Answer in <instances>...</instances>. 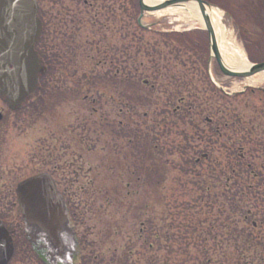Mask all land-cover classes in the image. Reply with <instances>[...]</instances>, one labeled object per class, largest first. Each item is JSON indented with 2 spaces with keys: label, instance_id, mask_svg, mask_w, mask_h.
<instances>
[{
  "label": "rangeland",
  "instance_id": "374dc122",
  "mask_svg": "<svg viewBox=\"0 0 264 264\" xmlns=\"http://www.w3.org/2000/svg\"><path fill=\"white\" fill-rule=\"evenodd\" d=\"M36 1L39 18L45 26L44 30H47L46 22L51 12L49 0ZM132 1L128 0V6H124L123 0H116L114 5L108 0L106 5L97 3L90 9L83 6L82 0H64L63 7L60 5L52 11L54 17L65 18L62 26L68 36L67 42L64 45L60 38L55 44L57 51L72 63L70 68L75 74V80L71 82V78L63 79L66 83L62 87L66 92L55 95L58 89H55L56 92H49L48 89L46 97L34 100L26 109L9 116V121L21 120V123L20 127L14 124L8 128L0 144V171L3 169V174L7 172L3 179L5 184L0 181V189L7 190L8 195V191L13 192L17 182L36 173L46 172L58 181L59 188L64 192V183L69 184L70 190V181L75 183L74 178L78 173L79 183L87 191L85 196L79 200L76 198V201L73 194L68 196L70 212L75 214L72 222L75 223L79 239L89 227L92 228L96 235L94 238L89 236L87 240L92 242L95 239L98 246L96 252L101 254L100 264H111L116 258L122 260L123 264H135L133 260L141 259L136 253L142 255L143 250L142 241L137 239L141 229L146 228L143 235L150 232L151 236V232L158 231L159 227L163 230L170 228L169 236L174 237L175 233L188 228L191 224L186 221L191 220L196 222V228L203 229L197 232L202 239L197 237L198 244L204 242L203 238L210 234H202L205 229L218 234L217 241L220 243L213 249L202 250L198 247L196 253L202 264L207 259L212 260L211 264H264V188L254 186L244 189L251 191L247 193L259 200V203L253 198L241 202L243 214L239 217L247 212L252 213L246 224H239L238 217L236 221L228 219L223 226L221 219H216L218 214L215 213L221 210V201L218 204L213 201L212 205H208L210 196L221 193V186L215 182L231 178L228 156L232 151V165L235 166V172L239 173V178L249 180L252 177L248 175L253 174L264 180V94L260 91H247L233 97L227 96L241 92L247 83L245 80L223 77L213 62L209 68L213 81L211 85L205 68L207 48L195 46L197 40L207 42L206 33L201 32L204 28L198 23L177 26L171 21L172 17L155 14L147 16L143 21L147 25L154 24L153 28L142 31L136 25L138 12L133 11ZM205 1L228 13L231 19L224 13V31L231 41L243 49L248 61L264 62V6L255 10L252 2L256 0ZM113 15H117L116 20ZM262 17V25H256ZM47 33L44 32L43 42L36 48L42 53V58H48ZM173 34L183 35L182 41L166 38V35ZM180 42L188 45L182 46ZM54 68L60 70L55 64ZM90 77H98L101 82L98 87L100 94L92 93L94 107H91L90 100L87 104L70 91L76 81L86 86V79ZM110 77L116 78V84L109 81ZM53 79L50 82L54 86ZM144 82L148 84L144 85ZM214 84L220 90H216ZM257 88L264 89V83L252 87ZM181 100L183 102L180 104ZM127 105L131 115L129 118L123 113ZM176 108L180 109L179 113L163 118L162 111L166 110L168 114ZM128 124L129 129L126 128ZM117 125L132 134L139 127L140 139L134 141L133 136L117 137L120 135L116 131ZM195 128L200 129L206 137L203 134L201 138L196 136ZM210 132H218V136H211ZM193 134L196 140H185V136L191 137ZM116 137L119 139L116 140ZM79 138H86L93 151H83L77 142ZM49 139L53 141L54 148L49 146L52 152L49 151L47 155ZM153 139L158 146L156 152L150 148ZM128 140L129 143L131 140V144L127 143ZM103 142H107L108 149ZM134 142L135 148L140 146L147 152L144 162L135 160ZM175 146L185 150L178 154ZM63 150L64 158L59 156L64 155ZM111 151L117 153L114 155ZM203 155H207L208 159L200 160L195 166L196 160ZM241 155L242 159L239 160ZM52 156L63 158L68 164L66 167L71 168L63 166L55 170L53 167L52 170ZM185 161L189 162L187 165L192 169L189 174H185ZM112 164L117 167H136L140 177L145 179L144 186L132 182L128 191L133 196L127 195V191L122 192L128 180L125 175L122 176L123 172H118L119 184L114 180L108 183L112 190L118 188L121 191L117 195H122L123 204H130L129 211L119 210L117 213L110 205L104 206L100 202L108 203L105 201L113 200L114 196L99 200L93 194V187H87L92 178L94 182L96 174L98 177L99 170ZM142 164L145 167L143 175ZM89 168L95 169V172L88 171ZM155 169L160 180H163L160 189L150 179ZM70 172H74L75 177L69 176ZM113 173L116 174L115 171ZM11 195L8 200L0 201V215L5 217L3 220L8 226L20 221L13 193ZM160 199L163 200L162 204ZM81 214L87 220L83 228L80 225L83 219ZM114 217L116 220H131V232L118 234L120 230L114 226ZM251 222L258 227L253 229ZM11 226L10 230L13 229ZM108 226L109 230L110 226L116 228L113 235H107ZM233 230L237 233L231 239ZM225 235L229 244L224 240ZM191 237L194 242V236ZM133 240H137L136 249L133 248ZM127 244H130L131 251L127 250ZM152 244L154 248L150 253L151 258H177L176 251L159 249L158 245ZM91 249L88 252L92 259L96 252ZM10 264L38 262L26 249L18 251ZM86 264H93L92 260L86 261Z\"/></svg>",
  "mask_w": 264,
  "mask_h": 264
},
{
  "label": "water",
  "instance_id": "95a60500",
  "mask_svg": "<svg viewBox=\"0 0 264 264\" xmlns=\"http://www.w3.org/2000/svg\"><path fill=\"white\" fill-rule=\"evenodd\" d=\"M138 5L137 25L145 31L154 26L143 22L149 15L170 8H185V5H191L199 11L208 36L207 72L210 79L209 68L213 61L227 78L248 79L264 72V62L250 64L249 68L240 72L226 66L206 12V8H212L208 3L200 0H164L156 5H148L146 0H139ZM40 34L41 23L37 18L35 0H0V99L13 110L36 94L38 79L44 75L42 62L34 51ZM16 197L27 230L38 227L47 234L50 242L58 244L51 251L59 253L60 256L63 250L58 236L62 231L69 232V252L72 253V234L67 215L51 177L39 174L22 181L17 186ZM12 252L11 239L0 223V264H7Z\"/></svg>",
  "mask_w": 264,
  "mask_h": 264
},
{
  "label": "trees",
  "instance_id": "16d2710c",
  "mask_svg": "<svg viewBox=\"0 0 264 264\" xmlns=\"http://www.w3.org/2000/svg\"><path fill=\"white\" fill-rule=\"evenodd\" d=\"M123 3L125 4L124 6H127L128 0H123ZM102 6H104V3H102ZM132 9L135 12H139V9H138V0H136V2L134 0L132 1ZM110 11H111V9H110ZM126 13H127V9L125 11V16L127 15ZM109 14H111V13L109 12ZM113 17H114V20L117 19V15H113ZM182 37H183V35H178V34L166 35V38H168V39H174L175 40V38H177L176 41L177 40L178 41H182ZM180 44L182 46H187L188 45V44H185V42H180ZM195 46L196 47H198V46H201V47L204 46L205 47L206 46V43H201L199 40H197L196 43H195ZM42 59L44 61V64H45L47 73H46L45 77H43L40 80V86H41V92H40V94L41 95H40L39 99H42V98L46 97L45 96V92L48 89H50L49 92H56L55 89L56 90L58 89L57 92L55 93V95L57 93L58 94L61 93L62 91L63 92H66V90H64L63 87H62L63 84L66 83V82H63V79L64 80L65 79L68 80L69 78H71V82L75 80L74 77H73L75 74H74V72L71 71V68H70V65L72 63H69V59H67V57L65 55H63V54L61 55V52L60 51H58L55 54V59H54L53 65H51V62L48 60L47 57H44ZM199 60L202 62V59L201 58ZM54 64H55V67H59L60 70L55 69L54 68ZM69 68H70V71L71 72L69 71ZM84 78H86V77H84ZM50 79L51 80L53 79L55 81L54 82V86L52 85L53 83L50 82ZM96 79H97V81H96ZM98 80H99L98 77H94V78L90 77V78H87L86 79V86H83L78 81H76L75 84L72 83L73 85H72V88L70 89V91H72V94L80 97L86 103L90 100V102H91L90 105L92 104L91 107H94L95 106V103L93 101L95 99L93 98L94 97L93 94L94 93L100 94V93H98L99 92L98 87H100L101 82H100V80L99 81ZM109 81L111 83H113V84H116V78L115 77H110L109 78ZM49 83H50V87L51 88H49ZM121 85H124V84L121 83ZM68 92H69V90H68ZM182 102L183 101L181 100L179 103L181 104ZM128 107H129V105L124 106L123 113H125L127 115V117L129 118L131 115L129 113V108ZM179 110H180L179 108H176L172 113H168V114H167L166 110L165 111H162L163 118L166 119L167 116H171L172 117ZM183 115H184V112H183ZM155 125L156 124H154V126ZM112 127L115 128V126H112ZM129 127H130V124L126 125V128L127 129H129ZM139 129L140 128L137 127L136 130H135V133L132 134L131 132H129L128 130H126L123 126L119 125L118 128H116V131H118V133L120 135H118L117 137L121 138L123 136V137L131 138L133 136V140L135 141V139H140V137H139L140 135L138 134ZM111 131H109V132H111ZM211 132H213V131H211ZM211 132L209 133L211 136H218L217 135L218 132H215L213 134H211ZM195 133H197L196 136H198L200 138L203 137V136H204V138L206 137L203 132H200V129L195 128ZM202 134H203V136H202ZM101 135H104V134H101ZM196 136H195V134L191 135V137H186L185 136V140H187L188 138H190L192 140H194V139L196 140L197 139ZM117 137H116V140L119 139ZM153 137H155L154 134H153ZM77 142H78L79 145H81L83 147V151H88V152H92L93 151V150H91L92 148H91V146L89 144V141L86 138H83V139L79 138V139H77ZM103 143H104V146L107 147V149H108L109 147L106 144L107 142L106 143L103 142ZM127 143L128 144H131V140H130V143H129V140L127 141ZM133 146H134V148L136 147V143L135 142H134V145ZM53 148H54V146H53ZM150 148H151L152 152H156L157 151L158 146L156 144V140L153 139V141H150ZM57 149L58 148H56V150ZM183 149L184 148H180L178 146H175V150H177L176 152L178 154H181V151ZM110 150H113V149H110ZM134 151H135V156H136L135 160H139V161L144 162V156H145V153H147L145 151V149H141V147L138 146V148H135ZM62 153L64 155L60 154L59 156H63V158H64V156H65L64 150H63ZM112 153L115 155L117 152L114 151ZM232 157L234 158L233 151L231 152L230 156H228V162H229V165H230V168H231V170H230L231 178L230 179H244V178H239V173L237 171L235 172V170H234L235 166L232 165ZM241 157H242V155L240 156V159L239 160L242 159ZM63 158H61V157H55L54 158L53 157V162H54L53 163V167L55 168V170H60L61 167H63V166H65V168H71V167H66V166H68V164H67V162L64 161ZM207 159H208V156L207 155H203V156H201V158L199 160H207ZM188 163H189L188 161H185V164H186L185 174H189L188 172L192 171L191 167L190 168L188 167V165H187ZM194 165L196 166L197 163L195 162ZM122 167H124V168H122ZM67 170H69V169H67ZM91 170L93 172H95L94 171L95 169H92V168L91 169L90 168L88 169V171H91ZM113 171H115L116 174H114ZM141 171H142V174L141 175L145 174V167H143V164H142V167H141ZM118 172L119 173H122L123 172V175L122 176L125 175L127 177V179H128L127 180V183L125 185V189L122 190L123 193L125 191H127V195H132V193L128 191L130 189V187L132 186V182H133V184H136V185H139V186L140 185L141 186H144V184H145V181H144L145 179H142L140 177L139 171H138V169L136 167H132V166L130 167L128 165L127 166L117 167L114 164H112L110 166L103 167L102 170H99L98 177H100V178H98L97 177V174H96L95 175L96 176L95 177L96 179H94V182H92L93 181V178H92L91 182H88L89 184L87 185V187L88 186H92L93 187V189H92L93 192H94L93 194L96 195L97 196L96 198H99V200H101V199L102 200H105V198L110 199L111 196L113 195L114 196V199L113 200H111V201H105V202H108V203H103L104 201L103 202H100V203L101 204H104V206H106L105 204L110 205L113 208V211H116L117 213H118L119 210L120 211L121 210L129 211L131 209L130 208L131 206H130L129 203H127L126 205L123 204V201L121 200L122 199V195H119L121 193V191L119 192L118 191V188L112 190L108 186V183L111 184V180L116 181L117 184L120 183L119 182V178L120 177H119ZM155 172H156V169H155ZM155 172H152L151 173L150 179H151V181L155 182V185L160 189L163 186L161 184L163 180H160V176L158 175V172H156V173ZM76 174H77V176L75 177V173L74 172H70L69 173V176L75 177L74 180H76L75 183H73L72 181H70V183L72 185V187L70 189L71 190L70 191V194H73V198H75L74 201H76V198L79 200L81 198V196H85L86 195V191H87L86 188L81 187V185L79 183L80 181L78 180L79 174L78 173H76ZM115 175H117V177ZM248 176H250L252 178L254 176L258 177L257 175H253V174H249ZM241 177H243V176H241ZM220 188H221V193H219L216 196H210L209 197V201H208L209 204L208 205H212L213 201L216 202V204L220 203L219 200L221 201V210H218L215 213L218 214V216L216 217V219H221V222L223 223V226L226 224V222L228 221V219H233L234 221H236V219L239 217V215L243 214V212L241 211V202L242 201H245V200L246 201H250L253 198L254 201H256L257 203H259V200H258L257 197H253L252 194L247 193V192H251V191H244V189H249V186H247V185H243V187H242V186H238L236 184V185H233V186L231 185L228 189L226 187H223V186L219 187V189ZM117 192H119L118 195H117ZM88 193H89V191H88ZM123 199L125 200V197ZM109 202H111V203H109ZM159 202L162 204L163 203V200L160 199ZM246 215H244L242 217H239V224L242 223L241 221H242V219ZM81 216L83 217V219L81 220V224L80 225L83 228V227H85L87 220H85V218H84V216L82 214H81ZM194 216H196V215H194ZM115 217L113 219L114 220V226H117V228H119V230H120V233L117 231L118 234L123 235L125 233L131 232V230L130 231H127L125 229V228H132V226H131V223H132L131 220H130V222L128 220H121L120 218L116 220ZM186 223H190L191 225H189L188 228L183 229L182 232H188L190 229H194V231H196V232H198V230H203V229L196 228V222L194 220H191L189 222L186 221ZM159 228L160 229H158V231H152L151 232L152 233L151 236H150V232L147 234L148 235V242H149V246H150V251H149L150 264H158V261L160 260L159 258L156 259V258H151L150 257V253H151V251L154 248V245L152 243H155V245H158V248L159 249L176 251V253H177V250H178V249L175 248V245L178 247V242H179L176 239V237H177L176 234L177 233H180V232L175 233V236L174 237H170L169 236V234L171 233L170 228H166L167 230H163L162 227H159ZM256 228H253V229H256ZM115 229L116 228L110 226V230H109V226H108V233H107V235H113L112 233L114 232ZM92 231H93L92 228L89 227V229L86 230L85 234L83 235V238L85 239L86 242H88V240H87L88 236L94 238V236L96 235V234H93ZM223 232L229 234V232H227V231H223ZM204 233H206V234L207 233H210L209 234V238H210L209 241L213 243V247L217 246L220 243V242L217 241V240H219L218 237H217L218 234H215L213 232L207 231L206 229L204 230V232L202 234H204ZM236 233H237V231H234V230H233V232H231V239L235 238V234ZM225 238H224V240L227 242V244H229L228 239H227V235H225ZM137 239L141 240L140 237L139 238L137 237ZM141 241H142V244H143V250L141 251L142 255L140 253L139 254L136 253V255H139L141 257V259L136 258V260H133V262H136L135 264H143L142 263V260L144 258L143 251L146 249V247L144 245V239L141 240ZM150 241H152V243ZM136 242H137V240L136 241L133 240V243H134L133 244V248L135 247L134 249H136V245H137ZM163 242H165V244ZM90 244H91L90 246L92 248L91 250H94L95 248L98 250V246L96 244L95 239L92 242L90 241ZM129 245L130 244H127V250L128 251H131L132 248L129 247ZM129 254H131V253L129 252ZM163 259H166V258H163Z\"/></svg>",
  "mask_w": 264,
  "mask_h": 264
},
{
  "label": "flooded vegetation",
  "instance_id": "af4514ba",
  "mask_svg": "<svg viewBox=\"0 0 264 264\" xmlns=\"http://www.w3.org/2000/svg\"><path fill=\"white\" fill-rule=\"evenodd\" d=\"M115 1L116 0H111V5H114ZM263 1L264 0H260L258 2L257 0L258 9L263 8L264 6ZM63 2L64 0H49V7H50L49 9H51V12H49L50 18L47 19V22L45 20L46 28H47V30L45 29V32L46 33L48 32L47 35L49 34L47 36L49 40H48V45L46 46V51L48 53V60L51 62V65H53L55 54L58 52L56 49L57 47H56L55 42L59 41L61 38L62 42H64V45H65V42H67V38H68L67 34L64 33V30H63L64 27L62 26L64 25L65 18L63 16L61 19L59 17L57 18L56 15L54 17V14L52 13V11L54 9L59 8L60 5H62L63 7L64 5ZM106 2L107 0H89V1L82 0L83 6L84 7L86 6L87 8H90V9L93 8V6L96 5L97 3H101V4L104 3L106 5ZM127 6H128V3H127ZM109 8L111 9L112 6H110ZM37 47L38 46H36L35 49ZM251 93H255V91H251ZM27 107L28 105L25 106L22 110L26 109ZM22 110L13 111L6 105L5 102L0 100V144L2 143V141H4L5 139L4 137L6 136V133L9 130L8 128L13 126L14 124L17 126L19 123H21V120L20 121H17V120L9 121L8 119L9 116H11L12 113L21 112ZM6 127L7 129H5ZM19 127H20V124H19ZM49 146L52 147L53 149V141L50 139L49 141H47V147H46L47 155L49 151L52 152ZM51 158L53 160V156ZM1 170L3 172V169ZM52 170H53V166H52ZM2 172L0 171V177H1L0 181H3V179H5L4 175H7V172H4V174ZM260 179L261 178H257L256 176H254L252 179H249V180L248 179L227 178L225 180H222L220 183L219 181H216L215 183H217L218 186H223V187H226L227 189L231 185L233 186L236 184L238 186L247 185L249 186V188H252L254 186L264 188V180L263 179L260 180ZM5 182L6 181L4 180L3 184H5ZM17 184L18 182L14 184V186L16 187ZM55 186L57 188V191L59 192L60 199L64 205L65 213L67 215L68 227L69 229L70 227L72 228V230L70 229L71 234L73 236L72 253L69 252V247H70L69 232L62 231L61 235L58 236L59 245L62 247V250H63L62 256H60L59 253L51 251V249H54V246L55 245L58 246V244L57 243L54 244L50 242V238L47 234L43 233L38 227H33L30 229V231L27 230L25 219L23 218L22 213L17 204V197L15 195V187H14V190L12 193H13V198L16 202V207L18 209V215H19L20 221L17 220V222H15V224H13L12 226L10 224L11 228H13L12 230H10V226H8V224H5L3 220V218L5 217L0 215V221L4 225L5 229L7 230L13 242L14 254H13L11 261H13L18 251L28 249L30 253L32 254L34 260L37 261L38 264H76V263L86 264V261L90 262V260H92L93 264H100L101 254L99 252H96L97 249L95 248L93 250L96 252V255L93 256V258L91 259L90 258L91 253L88 252V249L91 248L90 241L86 242L83 236H80V239L77 237L75 223L72 222V217H74L75 214L70 212V202H69L70 197H68L70 194L69 184H67V182L64 183V189H63L64 192L59 188L58 181H55ZM6 192L7 190L2 191L0 189V201H4L5 199L8 200V197L12 196L11 191H8V193H10L8 195L6 194ZM10 213L11 212H9L8 214ZM251 215L252 213L248 212L247 213L248 217H244L241 222L243 224H246L248 219L251 217ZM251 223H252L253 228L258 227L257 224H255L254 222H251ZM126 229L127 231H130V228H126ZM144 232H146L145 228L140 230L139 236H138V238L140 237L141 240L144 239V245L146 247V249L143 251L144 258L142 260V263L150 264V259H149L150 246L148 242V235L147 233L143 235ZM181 233L182 235H180ZM176 235H177L176 239L179 241L178 247L175 245V248L178 249L177 258L174 260H171L168 258L160 259L158 261V264H202L201 261L198 260V254L196 253L198 251V247L200 246L202 250H208L209 248L211 249L214 248L213 243L209 241L210 240L209 236H205L203 238L204 242L198 244L197 243L198 234L196 231H194V229H190L188 232L181 231L180 233H177ZM187 235H189V238L187 237ZM192 235L194 236V242H192V237H191ZM204 235H206V233H204ZM198 239L202 240L201 237H198ZM163 243L165 244V242ZM121 261L118 258H116L111 262V264H118V263L123 264ZM211 263H212V260H208V259L205 260V264H211Z\"/></svg>",
  "mask_w": 264,
  "mask_h": 264
},
{
  "label": "bare ground",
  "instance_id": "6f19581e",
  "mask_svg": "<svg viewBox=\"0 0 264 264\" xmlns=\"http://www.w3.org/2000/svg\"><path fill=\"white\" fill-rule=\"evenodd\" d=\"M164 0H146L148 5H156ZM206 12L211 20L213 30L218 40L219 51L226 66L234 71H244L249 68V63L243 49L231 41L230 36L223 28L222 13L217 9H207ZM160 16H170L177 26L180 24L198 23L203 27V21L199 11L193 7L185 5V8H170L157 13ZM248 86H256L264 83V72L254 75L245 80Z\"/></svg>",
  "mask_w": 264,
  "mask_h": 264
}]
</instances>
